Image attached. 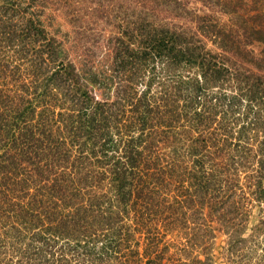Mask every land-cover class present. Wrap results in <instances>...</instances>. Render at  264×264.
I'll return each mask as SVG.
<instances>
[{
    "label": "trees",
    "instance_id": "obj_1",
    "mask_svg": "<svg viewBox=\"0 0 264 264\" xmlns=\"http://www.w3.org/2000/svg\"><path fill=\"white\" fill-rule=\"evenodd\" d=\"M219 235L264 264V0H0V264H215Z\"/></svg>",
    "mask_w": 264,
    "mask_h": 264
},
{
    "label": "rangeland",
    "instance_id": "obj_2",
    "mask_svg": "<svg viewBox=\"0 0 264 264\" xmlns=\"http://www.w3.org/2000/svg\"><path fill=\"white\" fill-rule=\"evenodd\" d=\"M51 10L49 9L47 11V13L51 12ZM69 15H73V14H69ZM64 16H65V13L63 11H60L58 13L56 22H60L61 23L64 31L67 30V29H68L67 31H70V29H72V25L70 26L67 22L62 21ZM81 23H82V28H80V29H83L85 27V25H87L86 19L82 18V22ZM252 223H253V220H252ZM216 241H217V245H216V248L214 250L215 264H232L225 257V255L223 253V245L225 244V236L224 235H219Z\"/></svg>",
    "mask_w": 264,
    "mask_h": 264
}]
</instances>
